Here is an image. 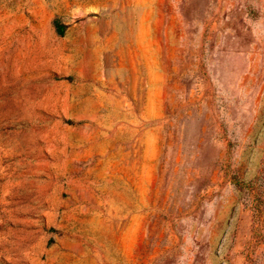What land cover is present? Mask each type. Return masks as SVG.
<instances>
[{
    "label": "rangeland",
    "instance_id": "374dc122",
    "mask_svg": "<svg viewBox=\"0 0 264 264\" xmlns=\"http://www.w3.org/2000/svg\"><path fill=\"white\" fill-rule=\"evenodd\" d=\"M0 264H264V0H0Z\"/></svg>",
    "mask_w": 264,
    "mask_h": 264
},
{
    "label": "trees",
    "instance_id": "16d2710c",
    "mask_svg": "<svg viewBox=\"0 0 264 264\" xmlns=\"http://www.w3.org/2000/svg\"><path fill=\"white\" fill-rule=\"evenodd\" d=\"M61 31V30H60Z\"/></svg>",
    "mask_w": 264,
    "mask_h": 264
}]
</instances>
